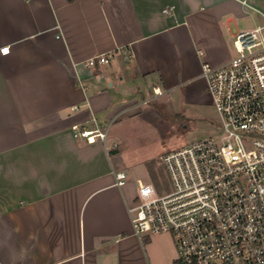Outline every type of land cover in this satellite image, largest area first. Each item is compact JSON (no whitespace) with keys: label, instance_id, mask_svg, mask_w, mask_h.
<instances>
[{"label":"crops","instance_id":"obj_1","mask_svg":"<svg viewBox=\"0 0 264 264\" xmlns=\"http://www.w3.org/2000/svg\"><path fill=\"white\" fill-rule=\"evenodd\" d=\"M248 14L235 0H0V264H174L171 235H134L140 180L133 192L114 172L161 157L169 95L205 104L202 66L233 59ZM152 134V158H126Z\"/></svg>","mask_w":264,"mask_h":264},{"label":"built area","instance_id":"obj_2","mask_svg":"<svg viewBox=\"0 0 264 264\" xmlns=\"http://www.w3.org/2000/svg\"><path fill=\"white\" fill-rule=\"evenodd\" d=\"M235 1L247 13H259L263 24L237 33V56L231 61L202 66L218 125L205 129V136L185 128L180 133L187 142L175 139L161 146L171 191L159 194L153 183L139 181L128 207L137 238L173 237L175 264H264V13L253 0ZM113 57L99 55L85 65L106 66ZM153 91L146 104L163 95L158 87ZM74 129L76 136L93 140V132ZM166 133L164 143L170 140ZM95 134L107 136L98 130ZM114 174L116 185L124 187L126 173Z\"/></svg>","mask_w":264,"mask_h":264},{"label":"rangeland","instance_id":"obj_3","mask_svg":"<svg viewBox=\"0 0 264 264\" xmlns=\"http://www.w3.org/2000/svg\"><path fill=\"white\" fill-rule=\"evenodd\" d=\"M252 3L264 13V0H253ZM256 23L262 24L263 18L259 13L252 11L240 21L239 25H241L243 28L246 27L248 29L249 28L254 29L253 27L256 26ZM235 30L236 28L233 29L234 32ZM232 55L233 58L237 56L235 47L233 49ZM204 90H205L204 95L206 96L205 104L186 103L183 94L181 92L172 93L171 95H169L170 102L169 104L163 107L164 110L166 111L164 114L165 119H168L165 121L167 123L171 122L176 126L174 125L168 126L165 129L167 132L166 134L170 135V140L168 142L165 141L166 143L164 142L159 143L158 144L159 146L157 147L166 146L169 142H173L175 139L178 140V144L187 142L185 140L186 137L182 136L180 133L185 128H190L193 135L199 134L200 136H205L207 134V132L204 131L205 129L213 128L214 126L218 125L219 115L216 109L214 108V106L208 102L209 100H211L209 91L207 90V88ZM151 104H152L151 109L157 112L156 108L160 106L158 101H153ZM175 117L185 118L186 120H188V125L186 127L183 125H179L175 120L176 119ZM154 134H158L157 126H154ZM154 134L145 137L139 136L134 140L125 144L123 149L126 158H128V155L130 154H139V153H140L139 155H142V157L139 160L152 158L154 156V153L150 152V148L154 146V143L145 141V138H149ZM132 144L134 145L137 144V148L132 150V152H127L125 148L131 146ZM125 171L127 173V181L131 183L133 182L131 184L133 187L132 190L133 192L135 191L134 185L137 186L138 180H140L144 184L153 183L156 186L159 194H165L171 191V180L166 170V167L162 162V155L161 157L158 156L157 159L136 164L132 166L131 169ZM147 240H148L147 237H143L142 239V241L145 244L147 243ZM150 243L152 245L151 251L154 252L153 254L154 255L156 254L155 256H162L163 254L162 251H164L165 249L163 248L164 246L163 243L159 241L156 237H152ZM177 256L178 255L176 249V257L174 264L177 261ZM150 263L153 264V262Z\"/></svg>","mask_w":264,"mask_h":264},{"label":"trees","instance_id":"obj_4","mask_svg":"<svg viewBox=\"0 0 264 264\" xmlns=\"http://www.w3.org/2000/svg\"><path fill=\"white\" fill-rule=\"evenodd\" d=\"M176 119V121H177V123L179 124V125H183V126H187L188 125V120H186L185 118H183V117H175Z\"/></svg>","mask_w":264,"mask_h":264}]
</instances>
